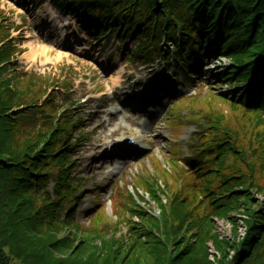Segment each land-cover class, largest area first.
I'll list each match as a JSON object with an SVG mask.
<instances>
[{"label": "trees", "instance_id": "obj_1", "mask_svg": "<svg viewBox=\"0 0 264 264\" xmlns=\"http://www.w3.org/2000/svg\"><path fill=\"white\" fill-rule=\"evenodd\" d=\"M53 1L82 25L96 30L98 39L110 31L124 41L138 38L139 48L131 56L147 62H154L155 55L169 59L160 45L167 38L175 50L174 66L188 80L207 59L230 58L232 65L223 80L231 91L244 87V94L234 101L210 95L216 103L226 101L244 109L242 112L264 115V0ZM9 37V26L0 22V264H124L119 252L130 243L152 254L163 249L165 255L158 264H212L207 256H195L202 244H195L194 252L190 237L185 236L198 229L212 237L213 219L226 218L242 205L244 197L249 208L247 233L244 239L232 234L236 262L243 264L255 252L264 259V212L250 202L255 198L254 189L264 195V185L256 183L254 176L257 166L264 169V128L248 133L257 123L264 125V116L249 122L244 115L232 123L236 112L225 115L211 101L214 114L209 112V128L200 136L197 149L192 143L199 157L185 158L188 169L178 153L173 158L174 170L184 169V174H174L175 189L170 186L173 176L162 169L161 178L143 179L150 200L128 189L125 197L118 192L112 198L114 211L117 206L126 208L117 223L127 227L125 233L113 234L117 224L102 226L103 206L83 226L75 216L81 193H76L80 186L72 175L73 148L78 143L73 140L78 126L70 122L72 105L58 110L55 94L43 99L49 80H40L35 72L16 70L13 61L23 49ZM155 43L156 49L150 50ZM171 66L169 61L168 68ZM254 94L259 95L256 103ZM174 123L180 127V122ZM251 153L253 162L249 161ZM50 178L56 179L53 193L48 190ZM181 180L184 185L179 189ZM165 187L171 188V194ZM151 202L160 209L159 216ZM95 239L103 245L95 242L88 251L89 242ZM74 241L78 243L75 249H86L87 254L74 250L68 257L56 256L60 247L71 248ZM149 242L151 248L146 246ZM260 262L264 264V260ZM219 264L231 263L224 260Z\"/></svg>", "mask_w": 264, "mask_h": 264}, {"label": "rangeland", "instance_id": "obj_2", "mask_svg": "<svg viewBox=\"0 0 264 264\" xmlns=\"http://www.w3.org/2000/svg\"><path fill=\"white\" fill-rule=\"evenodd\" d=\"M0 22L11 26L10 33L14 38L13 42L18 48L24 49L16 54L17 60L13 61L18 65L16 70L26 73L36 72L39 76L42 75L40 80L45 76L50 82H59L55 90L57 95L55 100L60 106L66 103L74 104L73 121L79 120L78 125L81 132L75 136L79 138V143L73 148V159H76L73 175L77 177L76 181L85 192L76 211L79 221L84 223L83 226L92 217V212L98 206L104 205L102 226L115 227L122 218L121 216L125 215L126 208L121 209L117 206L112 212L109 205L112 191L114 190V195L115 191L118 193L130 189L133 194L137 191L142 198L145 196L147 200H150L143 179H151L152 176L161 178L162 169L167 170L168 174L173 176L170 178L172 183L170 186L175 189V183L172 182L174 174L182 172L179 169L174 170L176 167L173 165V159L170 158L172 151L169 149L171 140L181 133L180 141L184 145L183 155H192L189 143L198 125L203 121L185 122L188 124L186 128L173 127L174 120H171L173 117H171L170 110L174 105L177 107L185 103L182 101L183 96H197L192 103L186 101L184 105L195 108L198 113L203 114L201 118L207 119L209 112L214 114L210 102L216 103L210 94L214 96L217 94L232 101L244 94V87L231 91L223 80L231 61L222 66L208 59L200 67L201 72L198 71V75L191 79L192 81L187 79L186 74L184 76L182 72H179L180 74L173 75L170 82H167L165 81L167 70L164 68L162 59H158L157 63L152 66L144 65L143 59L137 61L128 59V48L137 47L139 40L132 41L130 45H124L116 38L117 36L114 37L115 34H111L104 41L96 42L94 34L93 36L84 31L83 26L73 15L62 12L52 0H0ZM163 47L169 55L172 54V46L163 45ZM116 79L120 81L114 83ZM158 80L168 85L166 90L158 88L159 84H156ZM68 86L72 89L70 94L67 93ZM62 87L67 88V91ZM127 101L130 102V106L124 107ZM216 104L225 115L230 116L236 112L232 115L235 118L231 117L232 123L237 122L244 115L247 116L249 122L256 121L258 115L264 116L262 112L256 113L257 116L253 115L252 110L242 112L244 109H237L226 101H221V103L217 101ZM258 105V103L254 104L255 107ZM187 109L184 107L183 114H190V110ZM180 116H182L181 113ZM146 120L147 124H144ZM118 127L119 130L111 135V132ZM252 128L248 130V133L253 134L260 131L264 125L257 123V126ZM130 137H136L139 141L143 140L145 152L127 160L106 159V156L115 150L114 147L112 148L114 141L118 142L117 145L124 144V147L126 139ZM176 142L175 140L172 146L180 150V145ZM195 142L198 143V139ZM98 148L100 151H96ZM249 151L251 152V149ZM251 156L249 161L253 162L255 155L251 153ZM114 157H121V155L117 154ZM240 163L246 170L245 163L242 161ZM254 176L256 183L264 185V169L260 165L256 167ZM159 181L165 182L161 179ZM52 186L53 184L50 183L48 188ZM165 188L171 194V188ZM253 193L255 198L252 199L249 195L250 202L254 206L258 205L263 208L264 212V195L256 189ZM136 198L138 200L137 196ZM261 201L262 204L259 203ZM247 204V197H244L242 205L228 213L226 218H214L212 237V234L208 237L204 233L205 230L193 229L188 232L185 237H190V245L192 244L194 252V245L202 244L200 250H197L198 253H194L195 256H207L212 264H219L224 260L231 264H239L236 262L232 240L233 235L238 239L245 238L247 233L245 214L249 211ZM151 208L156 216L160 215L161 211L154 202H151ZM125 231L127 227L121 224L118 225L117 233L113 234L119 236ZM143 237L142 240L147 241L145 236ZM202 238L206 240L200 242ZM95 242L98 246L103 245L96 239L92 240L89 242L88 246L91 247L87 248L88 251L93 250L92 245ZM77 244V241H74L71 248L68 245L60 247L56 251V256L58 258L68 257L69 251L74 250L79 255L87 254L86 249L78 250L79 247L76 250ZM147 245L151 248L153 244L149 242ZM139 247L140 245L135 246L131 243L123 247L124 251H120L119 256L125 259L124 264H158L165 255L163 249H158L159 251L152 254V251L140 250ZM261 257L255 252L243 264H261L263 262L260 261L264 260H261Z\"/></svg>", "mask_w": 264, "mask_h": 264}, {"label": "bare ground", "instance_id": "obj_3", "mask_svg": "<svg viewBox=\"0 0 264 264\" xmlns=\"http://www.w3.org/2000/svg\"><path fill=\"white\" fill-rule=\"evenodd\" d=\"M119 81H120L119 79H116L114 83H117V82H119ZM146 124H147V122H146ZM117 130H119V127L116 128V129H114V130L111 132V135L115 134ZM132 138H133V137H132ZM114 142H115L114 144H116L117 141H114ZM103 144H105V143H103ZM97 147H99V145H98ZM96 151H100V149L98 148Z\"/></svg>", "mask_w": 264, "mask_h": 264}]
</instances>
